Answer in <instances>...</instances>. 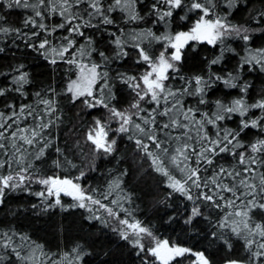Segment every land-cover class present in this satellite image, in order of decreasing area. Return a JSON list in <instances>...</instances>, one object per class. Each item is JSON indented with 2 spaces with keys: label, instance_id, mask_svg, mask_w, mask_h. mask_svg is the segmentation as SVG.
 <instances>
[{
  "label": "trees",
  "instance_id": "16d2710c",
  "mask_svg": "<svg viewBox=\"0 0 264 264\" xmlns=\"http://www.w3.org/2000/svg\"><path fill=\"white\" fill-rule=\"evenodd\" d=\"M152 2L153 0H136L137 11L141 16H145L143 21L127 20V14L117 10L112 13V19L115 21L113 25L86 31V35L93 37L94 50L90 56L86 55L82 59V63H97L101 65L100 71H108L111 95L114 98L109 99L107 91L103 95L105 101L109 103V108L114 106L119 110H128L134 99L132 90L116 79L117 73L139 77L148 70L147 64L137 62L139 57L133 44L139 42L154 58L164 51L162 42L148 36L135 41L132 38L133 34L149 29L157 36L188 31L200 16L199 12L178 10L165 22L153 23L154 17L146 15ZM105 3H111V0H105ZM213 3L216 14L227 16L232 24L256 31L247 42L238 37L226 39L223 44L217 43L215 46L207 42L190 41L182 50V61L177 65L179 72L168 73L170 79L166 84L173 90L182 86L183 81L179 79L181 76L191 79L197 75L207 76L209 72L220 76H225L228 72L235 75L241 58L248 55V49L264 48V21L258 20L259 14L264 13V0H243L232 8L228 7L226 0H213ZM0 15L6 19L7 23L4 26L21 28L24 18L32 15V10L8 9L0 3ZM185 15L187 19H181ZM61 20V17L52 15L44 23L51 27ZM118 29L123 30V35ZM24 31L31 34L30 29ZM113 32L120 36L122 41H127L125 46L129 53L127 58H114L117 48L111 35ZM66 34L63 30L51 34L41 32V36L31 42L39 43L40 39L47 36L54 47H59ZM28 43L30 42L13 35L0 34V49H3L0 51V87H15L12 80L19 74L15 70L21 64L24 65L23 71L28 73L29 81L23 86V95L12 91L6 97H0V110L7 111L8 103L14 104L17 109L22 104H31L35 113H42L45 105L39 103L41 98L55 101L57 112L51 117L55 120V126L43 133L44 138L50 140L51 144L39 161L35 160L33 155H27V161L32 162L34 169L38 170L35 175L41 177L57 175L79 182L86 194L118 211L119 219L139 221L152 232V237L146 235L143 237L145 249L152 247L155 240H168L170 245L189 248L192 253H203L209 264H230L231 261L261 264V261L251 259V252L256 250V246L254 245L251 250L246 247L243 239L246 233L242 232L238 237L232 232L231 228L234 226L232 221H239L241 218L234 215L238 208L226 206V201L220 208L196 201L195 204L199 205L203 213L202 217L196 218L191 224L184 223L190 209L195 206L193 201L187 200L168 187V178L155 171V166L151 163L152 158L145 156L135 144V139L140 136L135 134L134 130L128 134L110 131L109 140H116L114 151L111 154L102 150L97 151L87 139V131L94 127V121L97 119L108 124L113 130L119 126L117 121L110 117L109 109L104 107L88 108L81 101L72 103L67 87L71 81L77 79L79 75L77 67L64 61H58L53 65L44 55L28 47ZM77 44L87 47V42L83 38H77ZM221 49L232 51L225 50L221 62L209 67L211 60L221 56ZM171 50L168 48L166 54ZM98 52H104L109 58L108 61L105 62ZM173 76L175 78H172ZM241 76L242 81L250 85L246 96L247 102L251 104L264 99V72H261L258 66L249 72L245 66ZM99 87L100 84L97 83L96 88ZM49 89H54L55 94L48 91ZM36 93H40L41 97H37ZM240 95L239 88H228L222 82H216L204 97L208 101L206 105H198L196 97L184 96L182 99L185 107H198L199 112L212 113L215 111L217 100L228 103ZM142 106L149 110L154 107L150 104ZM249 115L255 118L260 115V110L253 109ZM239 119V116H234L232 121L226 122V126L235 129ZM157 120L161 123L167 122L160 117H157ZM37 123L29 117L21 119L20 126L37 127ZM209 131H212L210 127ZM171 134L179 135V132L173 130ZM129 135H132L133 139H128ZM259 138L264 136H261L258 129H246L241 135V140L245 144ZM171 146H176L175 141L171 142ZM57 148L60 149L59 152L56 151ZM150 151L158 152L151 147ZM28 152L33 153L34 149L29 148ZM160 158L172 176L182 179L183 174L171 166L166 156L161 154ZM235 164L233 157L222 155L216 158L214 165L204 175L212 176L217 166L231 169ZM81 172L85 175L77 180ZM0 173L7 174V169H0ZM116 184L119 187H116ZM43 189V185L32 182L27 185V190L23 187L5 190L4 202L0 204V232H7L12 236L14 247L22 256L34 253L33 259L24 262L18 261L14 255L11 256L12 264H144L145 259L149 264H160L147 251L139 252L130 241L121 239L118 228L114 226L118 220L109 216L103 208L90 205L92 211L89 212L87 208L74 207L77 202L73 198L61 195V206L44 210L51 200L43 201L34 195ZM196 194L197 191L193 189V195ZM224 195L226 198L230 196L228 193ZM112 201L117 203L113 204ZM236 204L239 206L240 201H236ZM94 216L100 219L90 218ZM170 217L172 219H169ZM249 217L250 226L255 223L264 224L262 209L253 208L249 212ZM222 223L229 226L222 228L220 227ZM255 240L257 244L264 242L258 235ZM74 249L81 253L83 258L80 261L75 259L77 252H74ZM0 255L5 257L3 264H8V250L0 248ZM196 259L195 255L186 253L170 264H194Z\"/></svg>",
  "mask_w": 264,
  "mask_h": 264
},
{
  "label": "snow or ice",
  "instance_id": "6c2138e0",
  "mask_svg": "<svg viewBox=\"0 0 264 264\" xmlns=\"http://www.w3.org/2000/svg\"><path fill=\"white\" fill-rule=\"evenodd\" d=\"M242 2L243 0H226L229 8ZM0 3L8 9L32 10V15L24 18L21 28L4 26L7 23L6 19L0 15V34L13 35L29 41L27 46L44 55L53 65L58 61L75 65L79 75L67 87L70 101L72 103L81 101L88 108L109 109L110 117L117 121L119 126L113 130L108 124L97 119L94 121V127L87 131V139L97 151L102 150L107 154L114 151L116 140H109L110 131L128 134L134 130L135 134L140 136L135 139V144L145 156L152 158L151 163L155 166V171L168 178V187L187 200L193 201L195 206L190 209V214L184 223L191 224L196 218L202 217L203 213L199 205L195 204L196 201L206 202L217 208L224 206L226 201V206L238 208L234 215L241 218L239 221H232L234 225L231 228L232 232L238 237L242 232L246 233L243 236L246 247L251 250L254 245L256 246V250L251 252V259L259 260L264 264V242L257 244L255 240L257 235L264 239V224L255 223L252 226L249 224V212L253 208L264 210V171H261L264 169V138L256 139L250 144H245L241 140L242 133L249 128L258 129L261 136H264V99L249 104L246 96L250 85L248 82H243L241 76L245 66L248 67L249 72L254 71L257 66L261 72H264V48L248 49V55L241 58L235 75L228 72L225 76H220L209 72L207 76L197 75L191 79L181 76L179 79L183 84L175 90L166 84L170 79L169 71L173 74L179 72L177 65L182 61V50L190 41L207 42L215 46L217 43L223 44L226 39L238 37L247 42L255 29L232 24L227 16L216 14L213 0H153L146 12V15L154 17L153 23L165 22L178 10L199 12L200 16L188 31L157 36L149 29L146 32L133 34L132 38L135 41L148 36L162 42L164 51L154 58L139 42L133 44L139 57L137 62L147 64L148 70L139 77L117 73L116 79L126 84L134 94L129 109L119 110L114 106L109 108V103L105 101L103 95L107 91L109 99L114 98L111 95L108 71H100L101 65L97 63H82V59L86 55L90 56L91 51L94 50L93 37L86 35V31L113 25L115 21L112 19V13L117 10L125 12L127 20L143 21L145 16H141L137 11L136 0H111V3L107 4L105 0H0ZM52 15L59 16L62 20L49 27L44 21ZM181 19H187V15L182 16ZM258 20L264 21V13L259 14ZM24 29H30L31 34ZM60 30L67 34L63 36V43L59 47H54L47 36L40 39L39 43L31 42L34 38H39L41 32L51 34ZM118 31L123 35L122 29ZM111 35L117 48L114 58H127L129 55L125 50L127 41H122L115 32ZM77 38H83L87 42V47L78 45ZM168 48L172 51L166 55ZM225 50L232 51V49H221V56L211 60L209 67L221 62ZM98 55L105 62L109 59L104 52H98ZM23 69L24 65L21 64L15 70L19 74L13 77L14 88L0 87V97H6L12 91L24 94L23 86L29 81L28 73ZM216 82H222L228 88H239L241 95L228 103L217 100L215 111L212 113L199 112L198 107H185L182 99L184 96L196 97L198 105H206L208 101L204 97ZM97 83L100 84L99 88H96ZM48 91L55 94L54 89ZM36 96L41 97V94L36 93ZM39 103L45 105L42 113H35L31 104H22L17 109L14 104L8 103L7 111L0 110V169H7V174L0 173V204L4 202L6 189L15 190L23 187L27 190V185L35 182L43 185L44 189L34 195L42 198L43 201L51 200L44 210L61 206L60 196L63 193L73 197L77 202L74 207L87 208L89 212L92 211L90 205L103 208L109 216L123 225L118 229L121 239L130 241L139 252L147 251L160 264H170L186 253L195 255L197 264H209L203 253H192L189 248L170 245L168 240H155L152 247L145 249L142 243L143 237L145 235L152 237V232L139 221L130 223L127 218L119 219L118 211L86 194L78 182L74 183L71 179L57 175L43 177L35 175L38 170L34 169L32 162L27 161V155H33L37 161L45 155L51 141L45 139L43 133L55 126V120L51 117L57 112L53 99L41 98ZM142 104H150L154 107L149 110ZM253 109L260 110V115L252 118L249 113ZM234 116L240 117L238 125L235 129L228 128L226 122L232 121ZM29 117L38 122L37 127L20 126L21 119ZM157 117L166 119L167 122L161 123ZM209 127L212 129L211 132ZM173 130L178 131L179 135H172ZM128 139H133V136L129 135ZM173 141L176 144L174 147L171 146ZM150 147L157 149L158 152L150 151ZM29 148H33L34 152L29 153ZM56 151L59 152L60 149L57 148ZM161 154L169 159L173 168L183 174L182 179H176L169 173L160 158ZM225 154L233 157L236 164L231 169L217 166L212 176L204 175L214 165L216 158ZM84 175L85 173L81 172L80 177L76 179L79 180ZM115 186L119 187L118 184ZM193 189L197 191L195 196ZM224 193L230 196L226 198ZM236 201H240L239 206ZM112 203L117 202L112 201ZM90 218L100 219L98 216ZM227 220L226 216L225 221ZM227 226H229L227 223L220 224L222 228ZM0 248L8 250V264H12L13 255L21 262L34 257V253L30 256H22L14 247L12 236L7 232H0ZM73 251L77 252L76 249ZM82 258L81 253L77 252L75 259L80 261ZM4 260L5 257L0 255V264H3ZM144 264H149L147 259ZM230 264H239V262L231 261Z\"/></svg>",
  "mask_w": 264,
  "mask_h": 264
},
{
  "label": "rangeland",
  "instance_id": "374dc122",
  "mask_svg": "<svg viewBox=\"0 0 264 264\" xmlns=\"http://www.w3.org/2000/svg\"><path fill=\"white\" fill-rule=\"evenodd\" d=\"M172 51V50H171ZM171 51H170V53H171ZM170 53H168V54H170ZM168 54H166V55H168ZM74 183H76L75 181H73ZM79 183V182H78ZM80 184V183H79ZM82 188V187H81ZM61 195H64V196H67V195H65V194H63V193H61ZM67 197H69V198H73V197H71V196H67ZM131 223V222H130ZM114 226H116L118 229H120V228H122L123 227V225H120L118 222H116L115 224H114ZM194 264H197V259L194 261ZM239 264H243L242 262L240 263L239 262Z\"/></svg>",
  "mask_w": 264,
  "mask_h": 264
}]
</instances>
